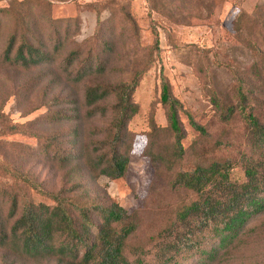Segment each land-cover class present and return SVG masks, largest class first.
I'll list each match as a JSON object with an SVG mask.
<instances>
[{"label":"rangeland","instance_id":"1","mask_svg":"<svg viewBox=\"0 0 264 264\" xmlns=\"http://www.w3.org/2000/svg\"><path fill=\"white\" fill-rule=\"evenodd\" d=\"M9 1L0 0V9ZM36 2L39 8L35 2L31 7L40 15L47 8L52 19L69 24L63 54L67 46L79 44L91 55L101 49V41L94 35V9L100 10V36L111 47L103 53L108 75L104 80L113 84L128 79L139 59L154 55L151 26L158 33L160 50L133 93L138 110L127 124L129 162L120 179L102 175L94 178L82 161H73L70 167L63 168L44 151L43 136L56 137L52 148L61 154L92 151L101 139L99 131L106 128L108 119L86 116L82 95L87 80L75 83L60 60L28 71L0 64V195L14 191L34 203H49L35 190L14 181L5 170L8 167L28 175L45 190L57 191L77 183L75 197L81 201L117 203L136 227L128 241L129 261L140 258L145 264H158L163 257L172 256V264H264V217H256L247 225L246 233L227 248L216 249L211 261L200 260L198 248L212 251L217 247L216 240L209 229L199 232L191 222L177 218L178 212L196 195L172 185L177 171L191 169L201 158L231 159L238 163L236 174L242 178L241 154L248 151L244 125L238 117L221 122L212 109L209 92L232 99L235 77L249 80V68L259 59L250 51L249 40L264 52V0ZM5 30L6 27L0 34V52ZM91 38L95 40L89 41ZM160 68L174 97L208 133L205 138L198 136L186 116L180 115L185 155L179 164L162 159L153 162L145 153L150 119L157 127H166L159 103ZM255 95L264 106L263 83L257 86ZM53 116L73 120L60 123ZM7 125H16L19 131H9ZM73 130H77V137L72 136ZM170 142L169 133L159 132L154 152L165 153ZM3 208L0 201V225L5 222ZM189 230L193 231L191 241L175 251L174 243L182 241ZM13 253L0 250V264H60L53 258L33 262Z\"/></svg>","mask_w":264,"mask_h":264},{"label":"trees","instance_id":"2","mask_svg":"<svg viewBox=\"0 0 264 264\" xmlns=\"http://www.w3.org/2000/svg\"><path fill=\"white\" fill-rule=\"evenodd\" d=\"M33 2L38 6L36 0H10L6 7L0 9V34L6 27L0 64L28 71L60 60L75 83L87 80L82 95L86 116L108 119L106 128L99 131L101 139L92 151L87 149L84 153L71 151L61 154L52 148L57 138L43 136L44 151L47 150L51 160L63 168L70 167L73 161H82L94 178L101 175L109 179L124 177L130 152L127 124L138 110L133 93L160 50L155 27L151 26L154 55L151 53L139 59L128 79L113 84L104 80L108 75L103 53L110 51L111 47L100 36V10L94 7V35L101 41V49L91 55L85 53L82 44H79L67 46L63 54L69 24L52 19L47 8H43L44 14L40 15L31 7ZM124 16L127 17L126 14ZM131 28L135 29L133 23ZM249 43L250 51L259 58L249 68V80L235 77L232 99L220 98L213 91L209 92L212 109L221 122L227 123L238 117L244 125L248 151L241 154L242 178L239 179L236 174L238 163L231 159L201 158V162L191 169L177 171L172 183L174 187L184 188L196 195V199L178 212L177 218L182 222H191L199 232L209 229L216 240L217 247L212 251L198 248L200 260L211 261L214 252L217 254L216 249L227 248L246 233L247 225L256 217H264V106L260 105V99L255 95L257 86L264 84V52L252 39ZM159 89V103L164 110L166 127L159 128L150 119L145 153L153 162L154 159H162L179 164L185 155L181 144L185 133L180 115L186 116L189 126L198 136L205 138L208 133L174 97L162 68ZM108 101H111L110 105ZM52 118L60 123L73 120V117ZM6 129L19 131L16 125H7ZM161 131L171 137L165 153L154 152ZM77 134V130L72 131L73 137ZM5 170L14 181L35 190L49 203H34L14 191H5L0 195L5 219L0 225V250L14 252L15 256L33 262L53 258L60 264H145L140 258L129 261L128 241L136 227L130 215L117 203L100 205L81 201L75 197L79 188L77 183L50 191L16 169L5 167ZM67 175L68 172L65 179ZM192 234L193 231L189 230L182 241L174 243L175 251L187 245ZM172 261L173 257L167 256L158 264H172Z\"/></svg>","mask_w":264,"mask_h":264}]
</instances>
